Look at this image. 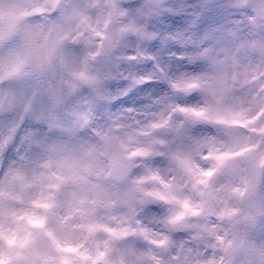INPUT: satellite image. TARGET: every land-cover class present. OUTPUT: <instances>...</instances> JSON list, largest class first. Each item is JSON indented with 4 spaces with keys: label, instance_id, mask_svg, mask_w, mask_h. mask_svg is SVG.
I'll return each mask as SVG.
<instances>
[{
    "label": "clouds",
    "instance_id": "clouds-1",
    "mask_svg": "<svg viewBox=\"0 0 264 264\" xmlns=\"http://www.w3.org/2000/svg\"><path fill=\"white\" fill-rule=\"evenodd\" d=\"M0 264H264V0H0Z\"/></svg>",
    "mask_w": 264,
    "mask_h": 264
}]
</instances>
